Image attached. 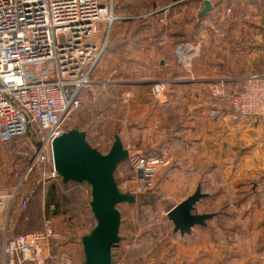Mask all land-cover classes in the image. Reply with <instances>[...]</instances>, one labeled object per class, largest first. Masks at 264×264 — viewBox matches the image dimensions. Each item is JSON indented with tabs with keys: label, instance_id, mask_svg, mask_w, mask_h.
<instances>
[{
	"label": "crops",
	"instance_id": "obj_1",
	"mask_svg": "<svg viewBox=\"0 0 264 264\" xmlns=\"http://www.w3.org/2000/svg\"><path fill=\"white\" fill-rule=\"evenodd\" d=\"M253 3L252 0L246 7L255 8ZM175 4L169 3L160 10V22L156 20V14L140 15L142 18L136 30L147 37L134 40L146 44L145 47L152 50V56L141 61L135 59L134 67L139 68L136 69L139 77L136 80L121 77L108 82L145 90L157 79L173 80L172 87L159 99L148 97L142 104H133L127 134L134 145L147 147L151 153L170 159V165L160 170L157 177L160 203L168 199L171 208L201 186L207 196L197 203V210L214 213V216L206 225H196L185 235L174 232V225L167 216L172 235L174 238L177 235L179 241L163 246L171 248L167 251L172 254L182 255L178 261L167 262L186 264L190 262V255H194L196 264H216L218 255L224 253L230 255L228 264H264V248L259 244L264 233L258 228L261 212L256 200L260 198L261 205L264 204V121L242 122L227 103L208 91L210 80L243 79L263 72L264 47L256 44L248 52L244 50L245 58L238 67L233 61L216 59L201 52L194 60L195 79H188L175 68L174 47L179 41H175L172 34L187 28L191 14L197 16L194 22L199 25L204 4L203 0H180ZM133 18L121 15L114 36L120 40L123 20ZM157 26H161L159 34H155ZM124 130L125 127H121L119 133L123 141ZM124 161L115 172L120 188L119 178L128 179L125 177L128 163ZM240 196H244L245 202L240 201ZM247 201L251 205L244 210ZM7 232L9 237L21 233L8 228ZM54 246L58 253L67 250L74 264H84L81 240L69 236L61 246Z\"/></svg>",
	"mask_w": 264,
	"mask_h": 264
},
{
	"label": "rangeland",
	"instance_id": "obj_2",
	"mask_svg": "<svg viewBox=\"0 0 264 264\" xmlns=\"http://www.w3.org/2000/svg\"><path fill=\"white\" fill-rule=\"evenodd\" d=\"M178 1L180 0H115L114 15L134 18L123 20L125 24L120 40L114 35L117 24L122 19L113 20L110 27L106 22L99 23L98 39L101 38L104 45L103 55L90 77L91 83L82 90V105L73 110L65 121L67 131L73 128L86 131L88 141L102 152L109 151L114 141V134H119L121 127H125L123 132L125 145H131L148 156L168 160L167 165L159 167L154 185L150 189L136 193L140 179L128 158L124 161L128 163L127 167L125 166V169L128 168L125 174L128 179L125 181L119 178L121 188L134 193L138 198L132 203L118 204L121 212L119 233L122 239L132 241L131 247H124L122 252L126 253L130 261H140L145 264H172L167 261H178L182 258V255L167 251L171 248L163 246L179 241L176 234L175 238L173 237L171 224L166 220V212L171 203L168 199L160 203L158 201L160 192L156 188L158 174L160 170L170 165V159L164 158L159 153H151L147 147L134 145L127 134V121L129 111L134 107L133 104H142L148 97L159 99L154 96L153 89L154 85L162 80L161 78L155 80L149 87L146 86L145 90L143 87L118 86L108 82L121 77L126 80H136L139 77L136 75V69L139 68L134 67V62L137 61L135 59L141 61L152 56V50L145 47L146 44L134 40L147 37L146 34L137 33L136 30L142 18L140 15L156 14V20L160 22V10L169 3L178 4ZM251 1L217 0L215 6L201 16L199 25L194 22L197 16L191 14L187 28L176 30L177 34L176 31L172 34L174 40L195 43L199 54L202 52L216 59L233 61L234 66L238 67L245 58V51L248 52L256 44L264 47V0H253L255 4L253 9L246 7ZM160 29L161 26H157L155 34H159ZM195 59L196 57L193 59V69ZM174 63L175 68L181 70L187 77V72L177 63L175 55ZM40 135L37 126L32 125L25 135L8 142L0 141V193L13 194L17 191L19 195L28 198V204L24 209L17 207L14 201L10 210L9 208L0 210V262L2 261L1 244L8 234L5 232L7 228L15 233H23L43 229L50 223L63 232L66 241L69 236L81 240L82 235L87 234L96 223L90 207L91 187L87 182H64L59 176L51 177V164L47 161H38L31 170L28 169ZM239 199L245 202L244 196H240ZM256 200L261 212L258 216V228L264 233V204L261 205L260 198ZM49 201L52 203L57 201L60 204L55 210L58 213L53 212L55 206H47ZM246 204L248 205L244 210H248L251 205L248 201ZM158 216L161 218H157ZM259 240V244L264 248V235ZM55 248L56 246L52 247L45 264H55L58 261L59 253L54 250ZM218 258L216 264H228L230 261L228 254L221 253ZM194 260L195 256L190 255V262L186 264H196ZM173 263L177 264V262Z\"/></svg>",
	"mask_w": 264,
	"mask_h": 264
},
{
	"label": "built area",
	"instance_id": "obj_3",
	"mask_svg": "<svg viewBox=\"0 0 264 264\" xmlns=\"http://www.w3.org/2000/svg\"><path fill=\"white\" fill-rule=\"evenodd\" d=\"M208 1L214 7L217 0ZM114 7L115 0H0V141H12L36 125L41 135L29 170L34 163L47 161L50 176L58 177L52 142L67 131L65 121L82 105V90L91 83L104 51L98 25L106 22L110 27L120 18L114 15ZM174 52L187 78L194 80L197 45L182 40ZM172 81L156 83L154 96L161 97L172 87ZM208 91L227 103L242 122L264 121V70L243 79L210 80ZM125 147L140 179L136 193L152 188L159 167L168 160L140 153L131 145ZM14 201L21 209L28 204V198L17 191L0 193V210H10ZM64 240L63 232L50 223L40 230L5 235L0 264H45L52 246L59 247ZM131 245L132 241L121 237L113 249L112 264H145L130 261L122 252ZM55 264H74V260L63 249Z\"/></svg>",
	"mask_w": 264,
	"mask_h": 264
},
{
	"label": "water",
	"instance_id": "obj_4",
	"mask_svg": "<svg viewBox=\"0 0 264 264\" xmlns=\"http://www.w3.org/2000/svg\"><path fill=\"white\" fill-rule=\"evenodd\" d=\"M203 4L200 16L212 8L208 0ZM52 154L57 176L64 182H87L91 187L90 207L96 223L81 239L84 264H112L113 249L121 240L118 204L138 199L120 188L115 177L118 165L129 154L122 137L115 133L109 151L102 152L88 141L86 131L73 128L54 138ZM206 196L198 186L194 193L168 210L174 232L185 235L196 225H206L214 213L197 210V203Z\"/></svg>",
	"mask_w": 264,
	"mask_h": 264
},
{
	"label": "trees",
	"instance_id": "obj_5",
	"mask_svg": "<svg viewBox=\"0 0 264 264\" xmlns=\"http://www.w3.org/2000/svg\"><path fill=\"white\" fill-rule=\"evenodd\" d=\"M53 188H54V186H52ZM50 205H53V206H55V209H54V213L56 214V213H58V211H55V210H57V208L60 206V204L56 201V202H54V203H52V202H48L47 203V206H50Z\"/></svg>",
	"mask_w": 264,
	"mask_h": 264
}]
</instances>
